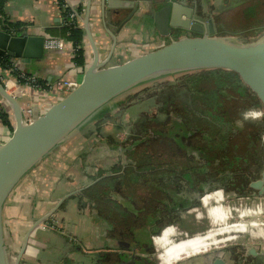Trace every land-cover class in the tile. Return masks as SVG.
I'll return each mask as SVG.
<instances>
[{"label": "trees", "instance_id": "obj_1", "mask_svg": "<svg viewBox=\"0 0 264 264\" xmlns=\"http://www.w3.org/2000/svg\"><path fill=\"white\" fill-rule=\"evenodd\" d=\"M6 1L0 0V14ZM57 2L64 17L60 35L74 49V65L84 67V30L78 19L70 20L72 10L66 7L64 0ZM257 3L259 5L260 1L257 0ZM76 13L82 16L83 7L80 6ZM255 16L260 26L262 15L259 12ZM4 26V30H18L19 24ZM12 68L9 58L0 57L1 70ZM11 74L20 85H25L24 78L31 76L16 70H12ZM36 84L42 90L48 89V82L44 79L37 77ZM154 97L160 111L166 113L169 120L166 124L171 122L170 126L160 128L157 119H151L148 124L142 123L140 127L136 124L137 130H132L124 141L116 145V153L120 157L117 168L110 175L104 173L97 176L95 181L99 180L83 192L96 204L97 211L107 224L108 240L115 242L122 251H130L133 245L141 248L148 246L149 228H160V225L172 221L174 211L167 206L160 207V202L166 197L173 200L177 188L185 195H204L206 188L210 187L208 181L212 179L215 181L213 184L217 183L215 186L226 195L234 192L239 197H249L253 192L250 183L258 180L264 170V145L261 144L264 117L258 120L243 118L249 109L263 111L262 106L237 74L222 69L199 71L187 75L179 85L159 87ZM0 120L10 126L8 114L1 106ZM206 185L208 187L204 188ZM114 192L123 196L121 202L111 197ZM135 195L139 200L134 198L131 202ZM224 203H219L217 208L225 206ZM164 209L166 214L162 218L160 215ZM246 212L238 218L252 215ZM195 218L201 219L200 214L197 213ZM227 221L225 219L217 224L210 233L220 234L236 228L234 225L237 223L229 224ZM169 231L170 238L160 250L180 237L174 235L179 231L177 228L171 227ZM199 233L202 232L194 234ZM219 234L209 235L210 238L200 237L193 243H183V239L179 244L170 246V250L159 253L156 257L158 264H176L206 254V243L220 241ZM214 242L212 245L216 247ZM122 254L101 253L100 264L129 260L121 261ZM131 264L155 263L149 259L146 262L132 260Z\"/></svg>", "mask_w": 264, "mask_h": 264}, {"label": "crops", "instance_id": "obj_2", "mask_svg": "<svg viewBox=\"0 0 264 264\" xmlns=\"http://www.w3.org/2000/svg\"><path fill=\"white\" fill-rule=\"evenodd\" d=\"M86 1L64 0L66 7L71 10L76 11L80 6L83 7L84 13L79 16L81 28ZM121 1L138 3V9L130 21L120 29L119 25L133 10L130 7L110 10L105 12L103 21L101 0H91L89 25L101 59L107 57L113 44L110 33L114 34L116 40L108 66L120 65L160 46L159 41L162 38L151 27V21L146 14L150 9H157L170 0ZM171 1L173 4L178 3L190 8L201 21L212 20L215 30L220 31L226 26V15L232 14V6H239L238 4L248 1L252 3L255 0ZM15 24H19L18 32L26 31L31 36L63 39L60 30L64 27V17L57 0H7L0 14V30H4V25ZM70 45L68 43L63 51L46 53L41 61H32L30 64L12 61L13 66L22 74L44 79L48 83L59 79L80 83L91 61V51L84 34L85 65L77 67L73 63ZM113 57L117 58L116 61H112ZM11 72L0 69V82L7 86L9 94L15 89L13 96L17 97L23 108L36 105L38 110L44 113L64 97L63 93L49 89L20 85ZM4 102L0 97V106L8 114L10 126L4 125L0 120V144L10 139L15 127L11 109ZM107 111L109 109L101 114ZM99 122L100 120H95L75 133L33 168L10 193L5 204L4 219L12 250H18L33 223L46 215L60 199L66 197L48 220L30 232L26 250L19 264H100L101 253L126 252L119 250L115 242L108 240L107 224L97 211L96 204L83 194L86 188L99 180L95 181L97 176H103L101 174L104 173L110 175L120 162L116 145L121 141H117L110 134L102 135ZM214 194L215 197L224 198L221 190L215 191ZM208 199L210 198L206 194L200 199V204ZM191 213L195 217L199 211L194 208ZM44 224L47 227H44ZM170 229L164 230L159 236L162 239L157 242L156 251L165 245L168 237L170 238Z\"/></svg>", "mask_w": 264, "mask_h": 264}, {"label": "water", "instance_id": "obj_3", "mask_svg": "<svg viewBox=\"0 0 264 264\" xmlns=\"http://www.w3.org/2000/svg\"><path fill=\"white\" fill-rule=\"evenodd\" d=\"M90 7L91 0H87L81 22L91 51V61L77 88L44 113L36 105H27L32 116L31 122L27 123L17 97L10 95L7 86L0 82V97L11 109L15 123L10 139L0 144V264H19L30 232L48 220L66 199H60L46 215L32 224L17 252L13 254L4 219L5 204L10 193L50 153L129 91L167 75L222 69L237 74L242 83L259 99L264 111V34L253 42H237L230 37L219 36L212 20L201 21L190 8L173 4L170 0L157 9H150L146 14L151 27L161 38L172 36L176 30L189 31L198 36H185L120 65L108 66L116 40L114 34L109 32L113 44L107 57L101 59L89 25ZM127 7L133 11L119 25L120 29L135 15L138 3L101 0L102 20L105 19V12ZM44 40V37L31 36L26 31L0 30V57H7L11 62L18 60L22 64L41 61L46 53L57 51L45 52ZM249 187L256 192L255 196L264 195V170L260 178L251 182ZM205 195L206 193L203 196ZM247 254L260 255L253 248ZM189 263L191 261L180 264ZM225 263L224 259L218 257L212 262Z\"/></svg>", "mask_w": 264, "mask_h": 264}, {"label": "rangeland", "instance_id": "obj_4", "mask_svg": "<svg viewBox=\"0 0 264 264\" xmlns=\"http://www.w3.org/2000/svg\"><path fill=\"white\" fill-rule=\"evenodd\" d=\"M259 1V5L256 0V2L254 1L251 4H248L249 2H251L248 1L247 3L245 2L246 4L241 3L238 4L239 6H232L233 9H231L230 12H232V14L234 12V14L226 15L227 23L225 28L220 31H216V34L230 37L237 42H253L258 40L264 34V0ZM240 9H242L241 11L243 13H241V11L238 12V10ZM259 12L262 15L261 17L263 18L261 23L260 21L258 22L260 23V26L257 25V16H255L256 14H259ZM242 14H244V16ZM185 36L194 37L191 32L183 31L180 32V34H176V36L174 37L162 38L161 41H159V47H163L171 41L178 40L179 38ZM116 59V57H113L112 61H116ZM117 63H120V61H117ZM192 73L184 72L167 75L165 77L139 86L124 94L110 104V106L107 108V110L109 109V111L104 114L101 113L105 110L99 113L101 115L98 116L97 120L101 118L102 121L99 122V124L101 123L99 125V131H101L102 135L110 134L113 135L112 137L117 141H124L127 136L131 134L132 130H137L138 126L136 127V124L140 127L142 123H150L151 119H157L159 121L160 128L169 127L171 122L166 124V122L169 120L167 119L166 113H162L160 111V107L156 102V97H154L155 92L159 87H162L163 85H179L183 78ZM14 90L12 89V92H14ZM65 96L66 95H64V97ZM96 116L91 119V123H93L92 121L96 118ZM214 182L215 181L212 179L208 181V186L213 188H206L208 187L206 185L204 187L207 189L205 193L221 190L225 199V206H223L222 208H217V206L220 205L219 203L207 205L203 208L204 219H196L191 211L194 208H200L199 198L203 195H185L180 190V188H177V190L175 191L176 197H173V200H170V197H166L165 201L160 202V207L167 206L169 209L174 211L172 221L168 223L164 222L165 224L160 225V228H149V233L147 236V240L149 241L148 246L141 248L139 247V245H133L130 251L122 252V258L120 259L121 261L124 259L129 260L117 264H128L131 260H143L146 262L149 259H152L155 264H158L156 258L157 248L155 246L157 242L159 243V241L162 239L159 236L163 233L164 230L175 227L179 231H176L174 235L178 234L179 236H185L194 234L195 232H203L207 229L206 233L202 234L203 236L201 237L206 236L207 238H210L211 235L219 234L210 233V230L216 227L217 224L225 221V219L228 220L227 222L229 224L241 223L247 226L248 223H255L256 226L250 229L254 233L261 232V235L253 238V236H251L249 233L246 234L245 225L242 228L228 229L223 233L220 232L219 235H221V237L218 239L220 241H212L216 243V247L212 245V242L206 243L205 248L208 253L197 256L196 258L193 257L194 259L190 258L182 260V262L180 261L176 264H180L186 261H191V263L189 264H212L216 257L224 259L228 264H264V195L261 197L255 196V191H253L251 193V196L249 197H239L234 192H230L228 195H226V193L220 187L215 186L217 183L213 184ZM111 197L114 198L115 201L119 202H121L123 199V196H121L117 192L112 193ZM133 198H135L137 201L139 200V197L137 195H135ZM256 209H260L261 214L255 216L251 215L250 217H246L243 219L238 218L239 215L247 213V210H251L249 212L255 213ZM161 212L163 214H161L160 217L166 214L165 209ZM45 226L47 227V225L44 224V227ZM158 237L159 239L157 240ZM193 237L194 236H192L191 240V237L184 238L185 241L183 243H193L197 239H200V237ZM168 238L165 240L166 242L168 241ZM252 248L262 256L260 258H253L248 255L247 251ZM16 251L17 249L13 250V254H15ZM150 251L151 253L148 254Z\"/></svg>", "mask_w": 264, "mask_h": 264}, {"label": "built area", "instance_id": "obj_5", "mask_svg": "<svg viewBox=\"0 0 264 264\" xmlns=\"http://www.w3.org/2000/svg\"><path fill=\"white\" fill-rule=\"evenodd\" d=\"M80 20V17L76 13V11L72 10V13L70 15V20ZM68 42H66L63 39H58V38H51V37H46L44 40V50L45 51H63L65 47L67 46ZM71 46V45H70ZM74 49L71 46V53L73 54ZM15 70L14 66L12 69L9 71ZM26 83L25 86L32 87L34 89H41L37 86V77L34 76H29L24 78ZM79 85V82L76 81H71V80H64V79H59L54 81L53 83H48V89L51 91H56L58 93H63L64 95H67L71 91H73L75 88H77ZM23 113L24 117L27 123H30L32 120L31 116V109L29 107H24L23 108ZM98 120L101 121V118ZM261 141L262 144L264 145V132L262 133L261 136Z\"/></svg>", "mask_w": 264, "mask_h": 264}, {"label": "bare ground", "instance_id": "obj_6", "mask_svg": "<svg viewBox=\"0 0 264 264\" xmlns=\"http://www.w3.org/2000/svg\"><path fill=\"white\" fill-rule=\"evenodd\" d=\"M9 89H10V87H9ZM13 94H15L14 92L12 93V94H10V95H13ZM207 194V197H209L210 199H208L206 202H204V203H201L200 204V208H198L199 209V213L201 214V217L203 218L204 217V215H203V208L205 207V206H207V205H211V204H217V203H221V202H224L225 201V199L224 198H219V197H215V194H214V192H208V193H206ZM262 200V199H261ZM264 201V200H263ZM262 201V202H263ZM200 202V201H199ZM251 209V208H250ZM247 211H251V210H247ZM255 214H261V210L260 209H256L255 210ZM204 219V218H203ZM256 226V224L255 223H248L247 224V226L245 225V227H246V229H245V233L247 234V233H249L251 236H253V238L254 237H256V236H260L261 234V232L260 233H254L250 228H252V227H255ZM263 228V227H262ZM207 230V229H206ZM206 230H204L202 233H199V234H191V235H185V236H180L179 237V239L178 240H176V241H174V242H172L170 245H168V246H166L163 250H159L158 252H157V255L159 254V253H161V252H165V250L167 249V250H170L172 247H170V246H174V245H177V244H179L184 238H186V237H192V236H194L195 238H199V237H201V236H203L202 234H205L206 233ZM197 235V236H196ZM264 236V235H263ZM249 237V236H248ZM175 243V244H174ZM170 247V248H169ZM169 248V249H168ZM182 262V261H181Z\"/></svg>", "mask_w": 264, "mask_h": 264}, {"label": "clouds", "instance_id": "obj_7", "mask_svg": "<svg viewBox=\"0 0 264 264\" xmlns=\"http://www.w3.org/2000/svg\"><path fill=\"white\" fill-rule=\"evenodd\" d=\"M261 117H264V111L249 109L243 114L245 120H258Z\"/></svg>", "mask_w": 264, "mask_h": 264}, {"label": "flooded vegetation", "instance_id": "obj_8", "mask_svg": "<svg viewBox=\"0 0 264 264\" xmlns=\"http://www.w3.org/2000/svg\"><path fill=\"white\" fill-rule=\"evenodd\" d=\"M180 32H183V31H181V30H176L175 32H174V34L172 35V36H170V37H174V35L175 34H180ZM192 33V32H191ZM194 36H196L197 34H195V33H192ZM133 200H134V198L132 197L131 198V202H133ZM190 211V210H189ZM256 214L255 213H252V216H255ZM245 224H241V223H237V224H235L234 226L236 227V228H242L243 226H244ZM162 231V230H161ZM251 257H256V256H251ZM225 264H228L227 262L225 263Z\"/></svg>", "mask_w": 264, "mask_h": 264}]
</instances>
